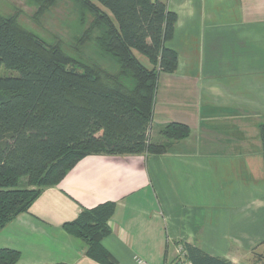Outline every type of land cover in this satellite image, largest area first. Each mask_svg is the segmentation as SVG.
<instances>
[{
	"label": "crops",
	"instance_id": "crops-1",
	"mask_svg": "<svg viewBox=\"0 0 264 264\" xmlns=\"http://www.w3.org/2000/svg\"><path fill=\"white\" fill-rule=\"evenodd\" d=\"M176 13L149 139L169 122L189 127L162 154L87 155L0 230L14 264H100L62 224L115 202L101 245L116 264H173L183 244L231 264L264 247V0H162Z\"/></svg>",
	"mask_w": 264,
	"mask_h": 264
},
{
	"label": "trees",
	"instance_id": "trees-1",
	"mask_svg": "<svg viewBox=\"0 0 264 264\" xmlns=\"http://www.w3.org/2000/svg\"><path fill=\"white\" fill-rule=\"evenodd\" d=\"M6 1L11 12L0 11V65L19 74L0 76V230L81 158L162 154L189 134L186 124L169 122L162 141L149 139L159 73L177 65L168 46L176 13L164 1L96 0L101 8L91 0H23L26 10L13 4L22 0ZM61 2L78 19L75 30L61 22L69 39L42 27ZM259 137L264 158V124ZM114 209L107 201L62 224L100 264H116L100 242ZM182 248L190 264H231L196 246ZM19 258L18 250L0 248V264ZM255 261L264 264V247Z\"/></svg>",
	"mask_w": 264,
	"mask_h": 264
},
{
	"label": "rangeland",
	"instance_id": "rangeland-1",
	"mask_svg": "<svg viewBox=\"0 0 264 264\" xmlns=\"http://www.w3.org/2000/svg\"><path fill=\"white\" fill-rule=\"evenodd\" d=\"M12 1V0H10ZM101 8L100 3H98L96 0H91ZM13 2V1H12ZM9 3V2H8ZM22 4H16L13 2L14 5H18L22 7L24 10H26L25 4L23 3V0L21 2ZM60 8L57 11V15L53 14L52 18L47 17L45 21H42V27L45 28L47 31L52 33H57L60 36H64L65 38H68V35L65 33L64 29L62 28L61 22L64 21L66 24H69L75 29H77V17L75 14V10L73 6L70 3L64 4L63 2L60 3ZM4 11L6 13L11 12V9L9 6H7L6 0H0V11ZM20 20L24 23H27L29 26L34 27V24L30 22L29 19H27L23 14L20 16ZM69 39V38H68ZM140 59L144 64L147 66L149 63L147 62L146 58L143 56H139ZM19 72L14 69H8L4 65H0V76H18ZM151 125V123H150ZM161 136V135H160Z\"/></svg>",
	"mask_w": 264,
	"mask_h": 264
},
{
	"label": "built area",
	"instance_id": "built-area-1",
	"mask_svg": "<svg viewBox=\"0 0 264 264\" xmlns=\"http://www.w3.org/2000/svg\"><path fill=\"white\" fill-rule=\"evenodd\" d=\"M135 264H149L144 260L136 259ZM173 264H190V261L186 259V253L182 247L177 249V257L175 258V261H173Z\"/></svg>",
	"mask_w": 264,
	"mask_h": 264
}]
</instances>
